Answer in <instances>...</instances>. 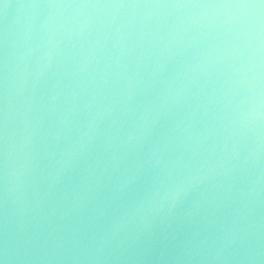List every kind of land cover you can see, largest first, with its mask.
I'll list each match as a JSON object with an SVG mask.
<instances>
[{
  "label": "clouds",
  "instance_id": "9594fccd",
  "mask_svg": "<svg viewBox=\"0 0 264 264\" xmlns=\"http://www.w3.org/2000/svg\"><path fill=\"white\" fill-rule=\"evenodd\" d=\"M0 264H264V0H0Z\"/></svg>",
  "mask_w": 264,
  "mask_h": 264
}]
</instances>
